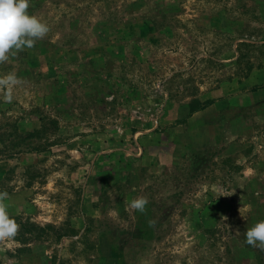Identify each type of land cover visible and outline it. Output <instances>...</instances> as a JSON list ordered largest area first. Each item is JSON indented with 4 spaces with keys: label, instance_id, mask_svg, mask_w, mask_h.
I'll list each match as a JSON object with an SVG mask.
<instances>
[{
    "label": "rangeland",
    "instance_id": "1",
    "mask_svg": "<svg viewBox=\"0 0 264 264\" xmlns=\"http://www.w3.org/2000/svg\"><path fill=\"white\" fill-rule=\"evenodd\" d=\"M29 5L50 30L0 64V264H264V0Z\"/></svg>",
    "mask_w": 264,
    "mask_h": 264
},
{
    "label": "clouds",
    "instance_id": "2",
    "mask_svg": "<svg viewBox=\"0 0 264 264\" xmlns=\"http://www.w3.org/2000/svg\"><path fill=\"white\" fill-rule=\"evenodd\" d=\"M29 0H0V64L7 62L25 48L34 47L37 40H42L49 32V27L37 16L30 15ZM19 83L14 73L0 77V90L6 89L4 100H13L12 89ZM7 192H0V243L12 240L19 231V225L8 213L5 200ZM148 200L137 197L130 202V207L141 213L145 212ZM155 222L149 221V227ZM246 244L264 251V220H260L245 232Z\"/></svg>",
    "mask_w": 264,
    "mask_h": 264
},
{
    "label": "trees",
    "instance_id": "3",
    "mask_svg": "<svg viewBox=\"0 0 264 264\" xmlns=\"http://www.w3.org/2000/svg\"><path fill=\"white\" fill-rule=\"evenodd\" d=\"M212 101L210 99H206L204 101L198 99V98H194L192 99L191 101H189V103H187L186 105V111H185V114H184V117L182 119H178L177 121L179 123H182V122H185L186 121V118L191 116L194 112H196L197 110H200L202 108H204L206 105H208L209 103H211ZM43 123H42V126L41 128L39 129H35L33 130L32 132H30L28 135H26V138H29V139H39L42 137V134L47 131V127H48V123L52 124L53 127L55 128L58 124V121L57 119H50V117L47 118V120H49L47 123L44 122L45 121V118L43 117ZM42 147L39 146H33V147H29L28 150H40ZM22 151H19L18 153H20ZM50 225H47L45 227H38L40 230L44 231L47 227H49Z\"/></svg>",
    "mask_w": 264,
    "mask_h": 264
}]
</instances>
